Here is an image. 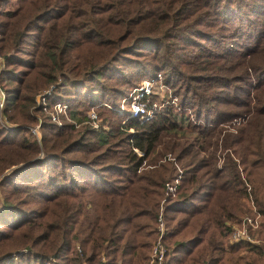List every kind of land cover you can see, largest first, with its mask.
I'll return each mask as SVG.
<instances>
[{
    "label": "trees",
    "instance_id": "obj_1",
    "mask_svg": "<svg viewBox=\"0 0 264 264\" xmlns=\"http://www.w3.org/2000/svg\"><path fill=\"white\" fill-rule=\"evenodd\" d=\"M0 57V264H147L159 210L162 264H264V0H0Z\"/></svg>",
    "mask_w": 264,
    "mask_h": 264
},
{
    "label": "built area",
    "instance_id": "obj_2",
    "mask_svg": "<svg viewBox=\"0 0 264 264\" xmlns=\"http://www.w3.org/2000/svg\"><path fill=\"white\" fill-rule=\"evenodd\" d=\"M2 59L0 57V69L2 67ZM159 75H157L158 77ZM154 78L143 79L139 82L138 85L133 87L121 100L119 105L120 110H124V103L127 104V115L126 118H132L137 120L138 123H146L148 122L154 110L158 109L157 106L151 101L152 95L155 93V89H157V85L155 84ZM157 82V80H156ZM171 102L175 101V98L171 95ZM41 103L44 105V99L41 98ZM5 106V92L0 85V121L2 120L1 112ZM65 104H54L52 108V112L48 111L45 107L43 110L46 111L50 115V119L55 121L57 125L60 124L57 118V114H64L66 112ZM87 119L91 122L93 126L97 125L98 119L96 117L95 112L91 109L86 112ZM37 126L31 128V132H36ZM137 154H142L139 150L134 148ZM176 178H173L171 181L165 182L166 188L168 191H172L175 187ZM245 202L248 201V206L251 208V212L245 214L241 217L239 224H232L230 227V238L232 240H245L254 242L257 239L254 235L250 233V230L255 229L258 226V212L255 210L252 205L251 199L246 195L244 197ZM251 204V206L249 205ZM155 230L157 232L156 238L151 242L148 252H147V264H162L164 257V246L161 241V233L164 230V224L161 216V211L159 210L155 219Z\"/></svg>",
    "mask_w": 264,
    "mask_h": 264
},
{
    "label": "rangeland",
    "instance_id": "obj_3",
    "mask_svg": "<svg viewBox=\"0 0 264 264\" xmlns=\"http://www.w3.org/2000/svg\"><path fill=\"white\" fill-rule=\"evenodd\" d=\"M251 28H248V29H246V31H249ZM237 41H241V42H243V43H246V41H244V39H242V40H240V38H237V39H235V38H227L226 40H225V44L227 45V47H229V46H231L232 45V43L233 42H237ZM238 45H239V43H238ZM237 49V48H236ZM123 68H125L126 69V67L125 66H123ZM157 75H159L158 77H157ZM150 78H154V79H156L157 80V82H156V80H155V84L157 85V89H155V93L152 95V97H151V101L157 106V108L159 109V107H162V104H165L167 101H168V103H171V104H175V102L176 101H173V102H171L170 100H171V92H170V90H169V88H168V86H166L164 83H163V81H162V75L160 74V73H151V74H146L145 76H143V77H140L139 78V80L136 82L137 83V85L139 84V82L140 81H142L143 79H150ZM239 95V97L240 98H242L243 97V95H242V91H240V93L238 94ZM42 98V97H41ZM41 98L40 97H37L36 98V100L37 101H39V102H41ZM123 98V97H122ZM122 98L120 99V102H119V104L116 106L117 108H115L116 110H117V113H122V111H125L126 110V108H127V104L126 103H124V110L122 109V111L120 110V107H119V105H120V103H121V100H122ZM175 98V97H174ZM218 108L220 107V106H217ZM92 108H89V109H87V111L86 112H88L89 110H91ZM228 109H230L231 111H240L241 109L240 108H237V107H233V106H231V107H229ZM182 120L184 121V116H182ZM233 123H235V125H236V122H233ZM37 129V128H36ZM36 133V132H35ZM167 157H171L170 155H168V156H166V158ZM244 199V198H243ZM245 201V200H244ZM246 204H247V206H248V201L246 202ZM249 205L251 206V204L249 203ZM253 205V204H252ZM254 206V205H253ZM248 208H249V212L251 211V208L248 206ZM255 208V207H254ZM248 212V213H249ZM247 214V213H246ZM245 214H243V216H244ZM154 226H155V224H154ZM148 252V251H147ZM140 264H145V261H142Z\"/></svg>",
    "mask_w": 264,
    "mask_h": 264
}]
</instances>
